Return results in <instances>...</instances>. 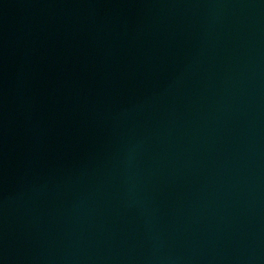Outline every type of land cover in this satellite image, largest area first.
Returning a JSON list of instances; mask_svg holds the SVG:
<instances>
[{
	"label": "water",
	"instance_id": "95a60500",
	"mask_svg": "<svg viewBox=\"0 0 264 264\" xmlns=\"http://www.w3.org/2000/svg\"><path fill=\"white\" fill-rule=\"evenodd\" d=\"M264 62V0H0V120L146 75Z\"/></svg>",
	"mask_w": 264,
	"mask_h": 264
}]
</instances>
